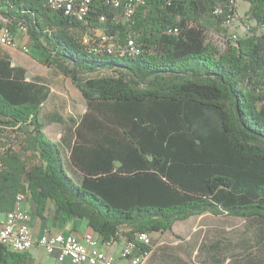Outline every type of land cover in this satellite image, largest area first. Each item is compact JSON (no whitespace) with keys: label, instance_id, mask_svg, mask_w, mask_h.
Wrapping results in <instances>:
<instances>
[{"label":"trees","instance_id":"16d2710c","mask_svg":"<svg viewBox=\"0 0 264 264\" xmlns=\"http://www.w3.org/2000/svg\"><path fill=\"white\" fill-rule=\"evenodd\" d=\"M245 1L256 25L222 48L208 31L233 16L229 0H147L130 22L106 0L86 20L47 0H0V29L26 27L42 63L87 101L65 138L77 180L45 132L48 85L0 45V132L17 133L0 147V212L29 196L38 216L55 205L62 222L85 220L103 244L124 238L143 256L152 246L139 233L195 214L264 218V0ZM98 29L113 51L88 48ZM128 38L139 53L124 52ZM0 264L35 261L0 243Z\"/></svg>","mask_w":264,"mask_h":264},{"label":"crops","instance_id":"0c3cea01","mask_svg":"<svg viewBox=\"0 0 264 264\" xmlns=\"http://www.w3.org/2000/svg\"><path fill=\"white\" fill-rule=\"evenodd\" d=\"M30 43V42H29ZM21 206L31 215V227L36 236L47 230L73 233L78 237L90 229L85 220L62 222L58 208L52 205L40 217L37 203L29 196ZM6 212H0V221ZM152 248L143 264H264V218L214 214L209 211L178 220L171 230L151 232ZM125 239L104 244L109 252L118 253ZM35 264H74L60 262L40 246L30 250Z\"/></svg>","mask_w":264,"mask_h":264},{"label":"built area","instance_id":"2783aa9c","mask_svg":"<svg viewBox=\"0 0 264 264\" xmlns=\"http://www.w3.org/2000/svg\"><path fill=\"white\" fill-rule=\"evenodd\" d=\"M114 7L121 9V16L117 18L123 22L132 21L137 9L146 4L147 0H106ZM235 5L238 0H229ZM48 6L52 9L63 11L65 14L74 16L79 20H86L92 11L93 0H47ZM219 11V8H216ZM100 19L104 20L105 16L100 15ZM235 20L229 17L224 26L227 28ZM26 32V27L21 26ZM97 31H102L98 29ZM103 32V31H102ZM104 33V32H103ZM102 33V34H103ZM85 37L84 42L89 49H97L101 51H113V43L104 33L101 36H107V43H100V36ZM0 41L3 44L11 45L14 38L8 27L2 28ZM24 50H28L29 46H23ZM140 45L135 40L127 39L126 50L124 52L139 53ZM24 199L23 195L18 196L16 207L5 214L4 220L0 221V243L4 244L8 249L16 252H29L34 246H40L49 255H55L60 262L69 260L74 264H142L144 256L134 252L135 245L127 243V245L118 253L113 254L106 251L101 244L98 235L90 229L78 237L73 233L65 234L63 232H53L47 230L36 236L31 227V215L21 206ZM137 240L144 244H151V234L149 232H141L137 236ZM123 250H130V257H123Z\"/></svg>","mask_w":264,"mask_h":264},{"label":"rangeland","instance_id":"374dc122","mask_svg":"<svg viewBox=\"0 0 264 264\" xmlns=\"http://www.w3.org/2000/svg\"><path fill=\"white\" fill-rule=\"evenodd\" d=\"M233 6L236 8L232 16H235L233 23L227 28L222 25L221 30L210 28L208 31L209 39L222 48L225 47L227 42H235L238 38H245L249 36L251 33L250 28L256 25V22L251 19L250 15L248 14L250 7L249 2L245 0H238ZM120 17L122 18L121 14L119 15V18ZM2 22H6V20L2 17V15H0V24ZM95 33L97 36L104 34L102 31H96ZM1 34L2 29H0V36ZM12 37L14 38L13 44L7 45L0 41V45L3 49L11 54L13 63L15 65L23 66L27 70L29 77L38 78L48 85L50 89V95L48 100L43 103L41 108V117L45 122V132L52 140L60 143L68 171L75 179L80 180L82 178V174L71 164L70 153L65 138L68 139L70 135V127L74 125L81 115L86 111L87 101L71 78L65 76L57 68L53 66H47L42 63L40 56L29 46L30 38L27 36V33L24 30L21 28L17 29L16 32L12 33ZM25 45L29 46L28 50L23 49V46ZM106 73L110 72L108 70H102L92 75ZM13 142H17V133L11 131L0 132V147H3V145L9 146V144ZM15 148L19 149L20 146L16 144ZM29 154L31 153L28 152V154H25V156ZM152 244L153 241L151 236L150 245L152 246ZM126 245L127 242L125 241L122 249ZM111 253L114 254L115 252ZM146 256H144V260Z\"/></svg>","mask_w":264,"mask_h":264},{"label":"bare ground","instance_id":"6f19581e","mask_svg":"<svg viewBox=\"0 0 264 264\" xmlns=\"http://www.w3.org/2000/svg\"><path fill=\"white\" fill-rule=\"evenodd\" d=\"M107 40L106 36H102V39L100 40V43H104V41ZM95 52H99L100 50L97 49H91ZM123 257H130V250H123Z\"/></svg>","mask_w":264,"mask_h":264}]
</instances>
